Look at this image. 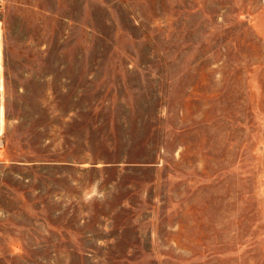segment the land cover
<instances>
[{
    "label": "rangeland",
    "instance_id": "374dc122",
    "mask_svg": "<svg viewBox=\"0 0 264 264\" xmlns=\"http://www.w3.org/2000/svg\"><path fill=\"white\" fill-rule=\"evenodd\" d=\"M0 264H264V0H4Z\"/></svg>",
    "mask_w": 264,
    "mask_h": 264
},
{
    "label": "built area",
    "instance_id": "2783aa9c",
    "mask_svg": "<svg viewBox=\"0 0 264 264\" xmlns=\"http://www.w3.org/2000/svg\"><path fill=\"white\" fill-rule=\"evenodd\" d=\"M4 0H0V9L2 8Z\"/></svg>",
    "mask_w": 264,
    "mask_h": 264
}]
</instances>
